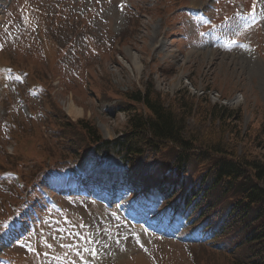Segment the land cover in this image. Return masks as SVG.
I'll list each match as a JSON object with an SVG mask.
<instances>
[{
	"label": "rangeland",
	"instance_id": "obj_1",
	"mask_svg": "<svg viewBox=\"0 0 264 264\" xmlns=\"http://www.w3.org/2000/svg\"><path fill=\"white\" fill-rule=\"evenodd\" d=\"M25 1L30 9L19 8ZM57 1L62 0H0V50L3 51L0 54V85L4 86L10 66L20 70L22 79L15 89L0 92V97L5 98L3 106L0 99V172L18 173L29 186L25 191L31 200L19 208V216L14 219H7L11 215L10 208L3 213L0 211V225H4L0 227V256L28 264H38L35 261L56 264L64 259L67 264H104L106 258L112 260L105 264H230L232 258L216 252L220 248L215 242L183 243L189 242L193 228L169 216L152 215L162 225L174 229L182 239L159 238L140 229L134 230L111 211L86 200H77L72 206L63 198L60 201L75 210L78 225L73 230H70L72 224L52 225L59 231L57 238L62 237L58 245L54 235L47 236L46 244L57 245L54 256L44 251V245L35 244L25 251L20 247L41 238L30 236L25 228L27 220L39 208L40 196L35 183L49 190L57 183L77 182L82 171L73 166L68 170L61 161L81 159L79 168H92L87 164L91 159L83 154L88 143L82 142V132L62 128L66 123L83 120L95 126L104 139L119 138L127 125L126 115L119 113L117 108L123 100L122 95L142 88L146 79L153 81L155 92L169 105L174 104L175 94L185 87L190 93L199 91L200 98H207L210 105L241 111L242 138L235 140L232 131L224 140L237 153L258 152L254 151L249 138L255 136L264 121V18L259 27L241 35L236 16L254 0H131V7L119 5L123 0H104V19L94 10L83 9L73 2H70L71 13L62 10L67 17L56 14L55 10L61 13L62 9ZM257 1L264 13V0ZM188 9L202 10L210 15L211 27L202 26L198 33L194 32L190 17L183 11ZM136 11L140 16L130 18ZM23 14L34 15L41 23L43 34V45H34L29 52L24 50L30 46L22 47L20 39L23 33L30 31L29 26L25 28ZM211 31L213 34L209 37ZM224 38L249 40L252 50H239L234 43L228 47L229 44L222 43ZM24 84L26 87L36 85L37 95L23 92ZM205 87L213 91L203 94ZM21 98L24 102L19 101ZM69 106L76 108L78 114L70 115ZM8 117L11 126L4 125ZM230 124L237 128L235 120ZM15 125L17 130L12 131L15 137L10 139L8 132ZM194 125L193 120L188 121L189 127ZM112 159L113 156L105 161ZM55 166L59 172L53 169L45 173ZM149 169H133L126 177L119 172L118 179L124 180L127 190L116 189L119 195L140 190L141 194L133 192V204L144 206L153 214L157 201L150 189L155 183L153 176L160 169ZM96 171L100 178H107L105 185L110 187L112 174L101 173L102 169ZM4 198L6 204L21 202L7 182L0 183V200ZM56 215L64 216L66 211ZM196 215L193 213L192 218ZM61 220L70 221L66 217ZM10 221H15L24 232L13 239L19 241L18 246L11 247L10 236L15 233L7 226ZM53 221L58 222V219ZM79 247H83V252L76 251ZM78 256L81 261L73 263Z\"/></svg>",
	"mask_w": 264,
	"mask_h": 264
},
{
	"label": "trees",
	"instance_id": "obj_2",
	"mask_svg": "<svg viewBox=\"0 0 264 264\" xmlns=\"http://www.w3.org/2000/svg\"><path fill=\"white\" fill-rule=\"evenodd\" d=\"M205 89L204 94L210 88ZM175 96L174 104L166 103L149 78L142 88L122 95L117 108L127 125L121 138L103 139L83 120L66 123L63 130L82 132V142L88 143L83 154H114L130 167L159 157L165 169L159 178L162 191L187 203L197 213L195 220L202 219L227 244L230 264H264V121L249 138L258 152L237 153L224 140L232 131L235 140L242 138L241 111L210 105L206 96L202 100L186 88ZM189 120L194 127L188 126ZM234 120L237 128L230 124Z\"/></svg>",
	"mask_w": 264,
	"mask_h": 264
},
{
	"label": "bare ground",
	"instance_id": "obj_3",
	"mask_svg": "<svg viewBox=\"0 0 264 264\" xmlns=\"http://www.w3.org/2000/svg\"><path fill=\"white\" fill-rule=\"evenodd\" d=\"M68 111H69V114L71 115H76V114H78V112H77V110H76V108H74L73 106H69L68 107Z\"/></svg>",
	"mask_w": 264,
	"mask_h": 264
},
{
	"label": "snow or ice",
	"instance_id": "obj_4",
	"mask_svg": "<svg viewBox=\"0 0 264 264\" xmlns=\"http://www.w3.org/2000/svg\"><path fill=\"white\" fill-rule=\"evenodd\" d=\"M0 227H4V225H0Z\"/></svg>",
	"mask_w": 264,
	"mask_h": 264
}]
</instances>
